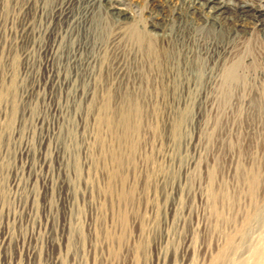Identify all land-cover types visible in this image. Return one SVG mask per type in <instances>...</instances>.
Instances as JSON below:
<instances>
[{
	"label": "rangeland",
	"instance_id": "rangeland-1",
	"mask_svg": "<svg viewBox=\"0 0 264 264\" xmlns=\"http://www.w3.org/2000/svg\"><path fill=\"white\" fill-rule=\"evenodd\" d=\"M24 2L0 0V264H264L254 96L184 103L105 43L89 65L67 39L45 54Z\"/></svg>",
	"mask_w": 264,
	"mask_h": 264
},
{
	"label": "bare ground",
	"instance_id": "bare-ground-1",
	"mask_svg": "<svg viewBox=\"0 0 264 264\" xmlns=\"http://www.w3.org/2000/svg\"><path fill=\"white\" fill-rule=\"evenodd\" d=\"M24 3L26 33L35 32L36 16L49 14L40 29L45 54L54 56L67 39L68 62L83 66L104 43L123 47L126 61L118 66L125 74L135 57L141 74L151 71L167 77L175 93L185 90L184 103L217 102L226 111L237 108L238 95L248 94L254 96L246 105L252 113L245 117L264 120V0H143L136 12L122 0Z\"/></svg>",
	"mask_w": 264,
	"mask_h": 264
}]
</instances>
